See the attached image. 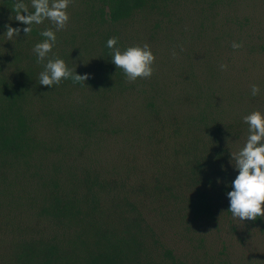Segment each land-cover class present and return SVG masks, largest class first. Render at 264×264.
Segmentation results:
<instances>
[{
	"label": "rangeland",
	"instance_id": "1",
	"mask_svg": "<svg viewBox=\"0 0 264 264\" xmlns=\"http://www.w3.org/2000/svg\"><path fill=\"white\" fill-rule=\"evenodd\" d=\"M175 4L163 18L139 16L115 29L121 50L151 48L156 58L152 77L113 78L106 85L95 29L83 14L82 0H71L70 20L56 32L53 48L74 73L90 78L82 87L48 91L32 101L30 119L41 150L36 170L39 163L49 168L60 163L64 173L98 175L110 193L106 208L113 211L118 205V215L143 219L155 249L153 262L172 251L186 264H264V217L233 218L221 188L211 190L216 199L212 213L197 217L190 206L192 164L204 172L200 189L223 180L230 186L238 175L231 154L243 148L249 135L244 117L264 113V0ZM41 26L56 31L51 21ZM5 32L1 37L9 43ZM234 42L243 47L234 50ZM2 66L7 74L16 71L10 59ZM197 85L210 86L216 94L217 133H209L202 121L189 126L195 111L190 96L199 91ZM254 85L261 89L259 96L251 94ZM8 182L16 189L13 175ZM31 201L28 193L17 196L0 182V264H38L39 251L47 246L62 253L87 239L81 227L56 224Z\"/></svg>",
	"mask_w": 264,
	"mask_h": 264
},
{
	"label": "trees",
	"instance_id": "2",
	"mask_svg": "<svg viewBox=\"0 0 264 264\" xmlns=\"http://www.w3.org/2000/svg\"><path fill=\"white\" fill-rule=\"evenodd\" d=\"M24 2L29 12L34 11L31 0ZM175 3L176 0H82L83 14L94 27L96 40L102 49L105 64L101 78L106 85L113 78L123 82L126 80L123 72L111 63L110 50L106 47L108 39L117 38L115 29L139 16L156 15L163 18L168 12L173 13ZM15 4L16 0H0V182L11 187L17 196L28 193L31 202L37 204V209L47 219L65 227L79 226L89 233L86 240L80 238V246L73 242L62 253L55 246H47L39 251L38 264H186L179 261L172 251H165L162 262H153L155 249L148 241V229L140 223L143 219L129 220L123 213L118 215V205L113 211L106 208L110 193L107 192V184L98 175L89 171L82 175L72 171L64 173L60 163H53L50 168L48 164L39 163V170H36V160L41 150L34 133V123L30 119L32 101L36 97H43L48 91L72 85L82 87L83 84L71 80L62 81L52 88L39 84V74L44 64L38 66L41 63L37 61L33 49L44 39L40 35L44 28L42 24L33 25L27 36L22 31L26 26L15 20ZM206 13L203 11L202 14ZM6 25L21 29L20 35L9 40V43L1 37ZM50 54L51 59H61L55 55L54 48ZM9 59L16 71L7 74L2 64L9 62ZM197 88L199 91L190 96L195 111L189 117V126H199V121H202L209 133H217L218 127L212 115L216 94L210 86L202 89L197 85ZM70 120L75 121L74 115H70ZM93 127H96V123H93ZM219 153H223V149ZM201 169L200 164H192L194 195L190 206L197 217L212 213L216 199L211 190L221 188L226 193L231 190L225 180L217 186L211 183L210 188L204 183L200 189L197 184H201V179L205 177ZM9 175H13L17 181L16 189L8 182ZM34 252L31 250L29 253Z\"/></svg>",
	"mask_w": 264,
	"mask_h": 264
},
{
	"label": "clouds",
	"instance_id": "3",
	"mask_svg": "<svg viewBox=\"0 0 264 264\" xmlns=\"http://www.w3.org/2000/svg\"><path fill=\"white\" fill-rule=\"evenodd\" d=\"M70 3L71 0H31L34 11L29 12L24 0H16L15 20L26 26L22 31L27 36L33 25L43 24L45 20L51 21L55 26L56 31L46 29L40 33L44 39L35 44L33 49L38 62L47 61L39 74V84L47 88L58 86L65 80L78 84L90 78L88 74L82 76L77 71L74 73L63 59L49 58V53L57 42L56 32L64 29L70 20L67 12ZM5 28L4 36L9 40L21 33L20 28H13L11 25H6ZM106 47L110 50L111 63L123 72L127 81L135 82L137 79L152 77L156 58L147 44L121 50L118 39L113 37L107 40ZM242 47V43L232 44L234 50ZM221 67L227 68L226 65ZM251 94L259 96L261 89L254 85ZM244 122L248 125L249 135L243 148L238 153L231 154L238 175L231 182V190L226 193L228 212L241 222L264 217V113L254 111L244 117ZM216 183L220 184L221 180L217 178Z\"/></svg>",
	"mask_w": 264,
	"mask_h": 264
}]
</instances>
